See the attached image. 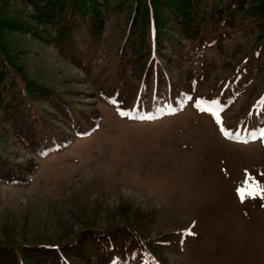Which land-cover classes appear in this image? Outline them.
<instances>
[{
    "label": "rangeland",
    "instance_id": "374dc122",
    "mask_svg": "<svg viewBox=\"0 0 264 264\" xmlns=\"http://www.w3.org/2000/svg\"><path fill=\"white\" fill-rule=\"evenodd\" d=\"M202 2L195 7L205 14L211 3ZM217 2L229 22L219 20L221 40L188 63L197 95L177 113H167L175 106L167 101L152 116L157 102L148 94L147 115L132 118L133 108L117 105L114 93L124 90L129 104L139 84L147 28L135 31L136 55L119 54L137 0H110L108 7L100 0L102 38L86 52L84 70L47 42L57 28L39 26L29 0H0V91L13 82L8 91L30 94L37 133L48 137L45 149L55 148L38 154L40 144L27 145L15 122L0 117V247H47L68 264H86L62 249L82 233L124 230L136 240L137 264H264V200L241 203L237 195L246 173L264 184V141H249L250 131L256 137L264 128V0ZM164 4L156 9L167 21L159 48L179 59L182 28ZM219 22L206 28L210 42ZM63 101L78 125L66 124ZM4 169L17 175L7 178Z\"/></svg>",
    "mask_w": 264,
    "mask_h": 264
},
{
    "label": "trees",
    "instance_id": "16d2710c",
    "mask_svg": "<svg viewBox=\"0 0 264 264\" xmlns=\"http://www.w3.org/2000/svg\"><path fill=\"white\" fill-rule=\"evenodd\" d=\"M29 1L34 7V19L39 26L53 25L57 28L56 36L47 40V42L59 49L67 59L73 60L79 68L84 70L86 52H89L92 47H98L102 38L104 20L100 0ZM103 1L104 5L108 7L110 0ZM139 1H143L144 10L142 12H140ZM202 1L208 2L209 0H137L123 45L119 49V54L121 58H125L127 57V49H134L132 54L136 55L138 44L135 43L134 39L137 37L135 31L142 33L147 28L145 33L148 35V43L143 51L144 59L141 63L139 84L135 93L129 96V104L125 100L123 103L122 98L125 99L127 96L123 95L124 90L119 88L114 93L116 95L115 99L118 100L117 105L136 109L139 114H142L144 113L142 109L143 102L148 99V94H150L154 103L157 102L156 112L163 109L162 106L167 101L172 102L177 107L183 104L188 96L187 94L190 97L197 95L199 82L193 71L190 72L188 63L190 62L192 66L194 61L192 58H202L207 46L214 47L218 44L222 36V30H220L221 22L219 20L225 23L228 21L223 16V6L217 0H210L211 7L206 10L205 14L197 10L195 3L198 2V5L200 3L203 5L205 2ZM163 3L172 11L175 12L176 10L179 17L176 21L182 28L181 32L178 31L181 39L178 38L179 41H177L178 39L175 41L178 44L182 40L185 42H182V47H179V59L174 58V56L162 55L164 53H161L159 48V34L165 29L163 25L165 26L167 21L166 19L162 20V22L160 21L161 19L158 20L156 9L163 8ZM199 15H203L202 19L198 17ZM178 21L181 22L179 23ZM209 22H219V26L213 25V33L216 35V40L212 42H210L211 39L206 33ZM38 34L39 38L43 39L41 33ZM175 59H177V64ZM122 67L121 70L123 71ZM176 69L182 78L181 81L174 78L175 76L172 72ZM4 78V75L0 76V88L4 83ZM183 80H186V82H183ZM10 85L13 86V82H10L9 85L5 83V93L0 91V117L8 116L9 119L13 120L18 127L17 134L21 140L27 145L33 146L32 148L40 144L36 147L39 151L38 154L41 153V155L47 156L54 150V146L52 145L49 149H45L44 145L49 144L48 137L37 133L39 125L36 123L33 116L35 113L28 101L30 94L25 92L13 93V90L8 91L6 88ZM50 93L47 97L52 100ZM55 101L58 102L57 100ZM160 101L162 102L161 104H159ZM59 107H61L60 110L63 112L62 115L66 124H70L68 120H71L72 124H79V121L77 122L74 119L76 112L72 111L71 106L66 101L60 103ZM78 115L80 114L78 113ZM80 130L81 128L76 131V137L84 135ZM2 173L7 178L10 177V179L15 178V175H17V173L7 169H4ZM135 243L134 236L124 230L110 234L89 232L79 235L62 249V252L73 255L86 264H110L117 257L123 263L130 259L128 262L126 261L127 264H137V256L135 257L133 251ZM132 258L133 261H131ZM0 264H68V262L62 257L61 252L47 247L22 248L19 251L12 247H0Z\"/></svg>",
    "mask_w": 264,
    "mask_h": 264
},
{
    "label": "snow or ice",
    "instance_id": "6c2138e0",
    "mask_svg": "<svg viewBox=\"0 0 264 264\" xmlns=\"http://www.w3.org/2000/svg\"><path fill=\"white\" fill-rule=\"evenodd\" d=\"M197 107L201 111H207V109L202 108L199 104ZM121 115H125L124 113H121ZM213 115H216V121L218 124H222L220 117L216 114L213 113ZM221 132L225 135L226 138L231 139L232 134L225 131V129L221 126ZM257 137H253V139H256ZM259 139L264 141V128H262L259 132ZM243 143H248L247 140L242 141ZM254 177L249 176L247 173L245 174V181H244V186H241L240 188L237 189V195L240 199L241 203H244L246 199H256L259 197L261 200H264V184H260L258 181H255ZM264 206V205H262ZM185 236L187 235H194L190 231H187L184 233ZM183 243V241H181Z\"/></svg>",
    "mask_w": 264,
    "mask_h": 264
}]
</instances>
